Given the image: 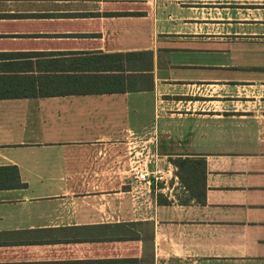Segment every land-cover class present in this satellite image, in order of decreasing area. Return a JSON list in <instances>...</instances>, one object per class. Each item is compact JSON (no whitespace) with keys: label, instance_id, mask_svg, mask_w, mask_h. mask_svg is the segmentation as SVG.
<instances>
[{"label":"crops","instance_id":"1","mask_svg":"<svg viewBox=\"0 0 264 264\" xmlns=\"http://www.w3.org/2000/svg\"><path fill=\"white\" fill-rule=\"evenodd\" d=\"M0 169V264H264V0H0Z\"/></svg>","mask_w":264,"mask_h":264},{"label":"trees","instance_id":"2","mask_svg":"<svg viewBox=\"0 0 264 264\" xmlns=\"http://www.w3.org/2000/svg\"><path fill=\"white\" fill-rule=\"evenodd\" d=\"M135 52H127L124 53L123 55H106V58H112L114 59H106L105 64L103 65L102 63L99 64L98 70H113L114 73V79L116 81H119V85L116 86V91H127V90H133L136 87H132L131 85H127L124 82L126 81L128 84L130 80L125 77H129L128 74L133 71V65L129 64V59L128 57L131 55H134ZM127 56V57H126ZM126 57V68L123 66V58ZM112 62H114L112 64ZM111 63V64H110ZM96 66V67H97ZM112 68V69H111ZM138 70H141V72H144V67L142 66H137ZM135 70V68H134ZM144 78V77H143ZM148 78V76H147ZM19 85L18 83H10V84H5L6 91H8V95L10 90L14 87L16 91H19ZM24 87V90H27V87L22 85ZM27 93V92H26ZM6 94V95H7ZM25 94V93H24ZM170 161L172 164L176 167L179 178L182 182V184L190 191V194L194 197V201L198 202L200 204L204 203V195H205V180H204V175H205V159L203 157H198V158H183V157H175V158H170ZM1 170V169H0ZM6 171V172H5ZM5 174L9 173H15V175L18 177L17 171L15 167H8L5 170ZM15 183L13 182H0V188L3 187H12L14 186ZM17 185H21L20 183H17ZM188 199H178V202L185 204L188 203ZM158 202L160 203H168V200H162L161 198L158 197ZM113 261L111 260H106L101 262L102 264H112Z\"/></svg>","mask_w":264,"mask_h":264},{"label":"built area","instance_id":"3","mask_svg":"<svg viewBox=\"0 0 264 264\" xmlns=\"http://www.w3.org/2000/svg\"><path fill=\"white\" fill-rule=\"evenodd\" d=\"M148 174L144 170H136V177L139 180H145Z\"/></svg>","mask_w":264,"mask_h":264},{"label":"rangeland","instance_id":"4","mask_svg":"<svg viewBox=\"0 0 264 264\" xmlns=\"http://www.w3.org/2000/svg\"><path fill=\"white\" fill-rule=\"evenodd\" d=\"M112 264H116V263H112Z\"/></svg>","mask_w":264,"mask_h":264}]
</instances>
